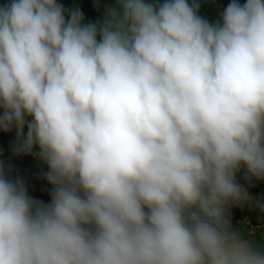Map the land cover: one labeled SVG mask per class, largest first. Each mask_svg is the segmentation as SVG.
I'll return each instance as SVG.
<instances>
[{
  "label": "clouds",
  "instance_id": "obj_1",
  "mask_svg": "<svg viewBox=\"0 0 264 264\" xmlns=\"http://www.w3.org/2000/svg\"><path fill=\"white\" fill-rule=\"evenodd\" d=\"M199 8L0 5V131L51 186L45 204L0 172V264H264V231L230 220L264 221L236 179L264 181V0Z\"/></svg>",
  "mask_w": 264,
  "mask_h": 264
},
{
  "label": "trees",
  "instance_id": "obj_2",
  "mask_svg": "<svg viewBox=\"0 0 264 264\" xmlns=\"http://www.w3.org/2000/svg\"><path fill=\"white\" fill-rule=\"evenodd\" d=\"M62 4L65 11L79 9L83 13L85 23H101L103 21V6L111 0H57ZM191 3V0H189ZM200 4L199 15L207 19L210 23L216 22L220 13L227 6L230 0H198ZM241 4L244 0H239ZM7 3V0H0V5ZM99 5V7L97 6ZM26 135V129L25 133ZM18 146L15 129L9 132L0 131V172L6 175L9 179H20L24 182L28 194L35 200L43 203L50 201L51 186L47 183L46 173L47 166L39 158L38 150L34 149L31 154L17 153L15 149ZM242 170L237 174V181L244 186L250 195L254 191L244 183ZM259 217L251 219L252 226H260L264 221ZM236 229H243L245 234L251 233L250 226L241 225L236 222H231ZM259 239V235L256 234Z\"/></svg>",
  "mask_w": 264,
  "mask_h": 264
},
{
  "label": "rangeland",
  "instance_id": "obj_3",
  "mask_svg": "<svg viewBox=\"0 0 264 264\" xmlns=\"http://www.w3.org/2000/svg\"><path fill=\"white\" fill-rule=\"evenodd\" d=\"M241 170H242L241 177L244 183H247L248 187L254 191V194H252L251 196L253 198L264 199V181H246L244 178V169ZM257 213L258 212L256 210L249 209L248 207H244V208L233 207L230 213V220L231 222H236L241 225L250 226L252 232H254L257 228H261V230L264 231V227H262V225H264V222L260 226H252L250 224L251 219L253 217H259ZM256 234L259 235V232H257Z\"/></svg>",
  "mask_w": 264,
  "mask_h": 264
}]
</instances>
